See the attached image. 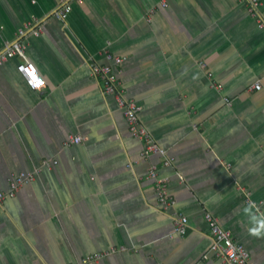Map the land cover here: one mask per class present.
<instances>
[{
	"label": "crops",
	"instance_id": "obj_1",
	"mask_svg": "<svg viewBox=\"0 0 264 264\" xmlns=\"http://www.w3.org/2000/svg\"><path fill=\"white\" fill-rule=\"evenodd\" d=\"M248 1H72L62 21L59 0H0V56L20 39L45 82L28 87L17 56L0 63V192L40 169L0 201V264L95 254L87 264H228L211 250L205 211L264 264V29ZM91 64L112 67L169 166L142 157ZM74 136L82 141L65 145ZM152 164L172 207L157 200ZM176 214L187 218L183 236L172 232Z\"/></svg>",
	"mask_w": 264,
	"mask_h": 264
},
{
	"label": "built area",
	"instance_id": "obj_2",
	"mask_svg": "<svg viewBox=\"0 0 264 264\" xmlns=\"http://www.w3.org/2000/svg\"><path fill=\"white\" fill-rule=\"evenodd\" d=\"M72 1L81 2L82 0H59V8L55 14L58 19L65 21L71 11ZM165 6V3H162ZM260 3L258 0H249L247 3V11L253 19H255L258 27L264 29V18L259 14ZM26 29H19L18 35L22 36ZM32 33L38 35L40 30H32ZM19 57L22 61L18 63L17 70L25 80L28 87L34 90H39L45 86L44 79L37 72L35 67L25 57V43L17 40L0 56V63L10 57ZM104 57L118 65L122 59L118 56L106 51ZM91 75L95 77L101 84L102 91L106 95L113 97L116 105L122 110L124 118L128 124L129 130L133 137L139 139L143 146L141 155L142 157L158 156L160 157L161 166H169L171 160L167 157L164 149L159 147L153 142L144 127L138 123V113L141 109L133 99H126L122 91L121 84L113 72L110 65H97L91 64ZM216 90L221 89V85H215ZM261 88L259 83L253 85V89L259 90ZM82 141L81 136L70 137L65 145L78 144ZM56 164V161L44 160L43 167H51ZM40 169H35L31 172H21L13 175L9 179V189L6 192H0V201L6 198H13L18 192L19 188L24 184L30 183L38 175ZM148 178L154 183L155 192L159 204L164 208L173 206V199L168 195V181L166 178L160 177L158 172V165L152 164L148 170ZM248 200V203L251 202ZM204 221L208 225L209 235L212 239L211 250L217 257L222 258L228 264H251L249 252L245 247L234 241L230 232L224 229L218 222L217 218L211 213L205 211L203 215ZM187 218L183 215L176 214L173 216V234L180 236L185 235L187 231ZM100 254L84 257L78 261L69 264H87L94 261Z\"/></svg>",
	"mask_w": 264,
	"mask_h": 264
},
{
	"label": "clouds",
	"instance_id": "obj_3",
	"mask_svg": "<svg viewBox=\"0 0 264 264\" xmlns=\"http://www.w3.org/2000/svg\"><path fill=\"white\" fill-rule=\"evenodd\" d=\"M252 231H256V229H252Z\"/></svg>",
	"mask_w": 264,
	"mask_h": 264
}]
</instances>
